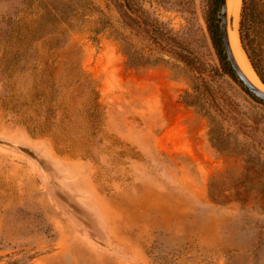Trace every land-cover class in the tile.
Wrapping results in <instances>:
<instances>
[{
  "label": "rangeland",
  "instance_id": "rangeland-1",
  "mask_svg": "<svg viewBox=\"0 0 264 264\" xmlns=\"http://www.w3.org/2000/svg\"><path fill=\"white\" fill-rule=\"evenodd\" d=\"M120 1L0 0V264H264V103L208 0ZM251 39L264 73V3Z\"/></svg>",
  "mask_w": 264,
  "mask_h": 264
},
{
  "label": "trees",
  "instance_id": "trees-1",
  "mask_svg": "<svg viewBox=\"0 0 264 264\" xmlns=\"http://www.w3.org/2000/svg\"><path fill=\"white\" fill-rule=\"evenodd\" d=\"M129 0H123L120 1L121 7H128V2ZM224 0H208L207 6V24H208V29L210 32V35L212 37V40L216 46V48L220 51L222 55V60L224 62V65L228 68L229 72L236 75L235 71L233 70L230 61L228 60V57L225 52L223 40H222V32H221V7L223 4ZM264 0H242V9H241V19H240V36H241V42L243 44V47L245 48L249 58L252 61L253 67L256 69L259 77L261 78L262 82L264 83V73L261 71V68L257 65L256 60L252 56V50L251 49L254 45L252 44V39L251 36L254 34L260 14L261 7L263 6ZM122 14L123 16L128 17V10L122 9ZM142 20V19H141ZM145 19H143L142 22H144ZM60 25V30L59 34L62 36H65V33H67V30L70 27V21H60L58 22ZM145 24H147V21H145ZM32 26L33 25H29ZM146 26V32H153L155 31L153 24L148 23ZM16 28V30H14ZM13 29V32L16 33L17 35H13V38L11 39L12 41H17L18 44H21L22 42L25 41L27 38L26 34L22 32V26H15ZM26 35V36H25ZM32 43L35 41L31 39ZM19 46V45H18ZM50 49H53V47H50ZM178 56L183 58L184 60L186 59V56L182 53H178ZM62 54H58L55 58H47V61L45 62L44 68L42 69L43 74L41 75V80L44 82L45 79H55V72L58 67H55L51 65L49 62L51 61L52 64H60V60L63 59ZM19 61V56L12 62V65L17 63ZM35 65L33 66V71H36L38 74L39 68H38V59H34ZM13 67V66H11ZM237 76V75H236ZM67 81H71V83H79L80 85H85L88 88V96L89 99L97 103L98 96L97 92L95 89L91 87V81L87 80L85 75L81 73L79 70H77L75 67L72 65L70 66V69L68 73L66 74ZM83 80H82V79ZM78 79H81L79 81ZM261 102L264 103V101L261 100ZM98 105V104H96ZM52 126V122H48L46 125H44L42 130H40V133H45V128ZM34 129L35 128H40L38 125H33ZM36 130V129H35Z\"/></svg>",
  "mask_w": 264,
  "mask_h": 264
},
{
  "label": "bare ground",
  "instance_id": "bare-ground-1",
  "mask_svg": "<svg viewBox=\"0 0 264 264\" xmlns=\"http://www.w3.org/2000/svg\"><path fill=\"white\" fill-rule=\"evenodd\" d=\"M242 0H224L223 15L226 19L225 34L231 53L245 76L259 89L264 91V84L253 69L242 45L238 32Z\"/></svg>",
  "mask_w": 264,
  "mask_h": 264
},
{
  "label": "water",
  "instance_id": "water-1",
  "mask_svg": "<svg viewBox=\"0 0 264 264\" xmlns=\"http://www.w3.org/2000/svg\"><path fill=\"white\" fill-rule=\"evenodd\" d=\"M224 4V1H223ZM223 14V9H222V13H221V32H222V40H223V44H224V48H225V52L226 55L228 57V60L231 63V66L233 68V70L235 71L236 75L239 77V79L242 81V83L258 98H260L262 101H264V91L259 89L257 86H255L246 76L245 74L241 71V69L239 68V66L237 65L231 50H230V46L229 43L227 41L226 38V34H225V22L226 19L224 17ZM261 80V79H260ZM262 82V81H261ZM263 83V82H262ZM264 84V83H263Z\"/></svg>",
  "mask_w": 264,
  "mask_h": 264
}]
</instances>
